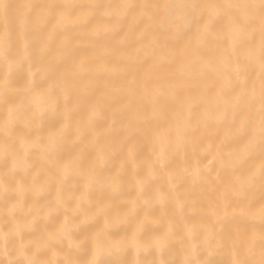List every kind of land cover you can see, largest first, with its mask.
<instances>
[{
	"label": "snow or ice",
	"instance_id": "snow-or-ice-1",
	"mask_svg": "<svg viewBox=\"0 0 264 264\" xmlns=\"http://www.w3.org/2000/svg\"><path fill=\"white\" fill-rule=\"evenodd\" d=\"M177 20L180 27L174 28ZM129 36L141 47L119 57V71L93 67L116 59ZM85 38L86 44L74 43ZM102 41L114 46L95 55ZM150 61L151 68L141 75ZM165 66L175 72L160 76L153 71ZM17 71L23 73L20 80L14 77ZM0 73V115L5 117L0 164L7 168L13 161L0 174V264H101L104 249H89L87 235L77 239L81 224L75 221L84 215L86 224L111 212L127 187V166L135 163L145 138L155 160L135 168L136 175L145 168L147 173L134 181L137 199L126 221L135 232L125 243L162 255L179 239L185 253L180 264H211L195 257L198 248L213 245L230 250L228 264H264V0H42L15 5L0 0ZM114 77L127 81L111 91L128 103L112 115L127 121L122 143L133 144L135 151L130 148L120 171L110 176L104 173L111 170L114 153L100 142L111 132L97 129L109 111L110 90L102 81ZM21 82L22 88L17 86ZM21 129L36 139H19ZM133 131L142 136L134 140ZM18 144L21 150H39L50 174L41 171L31 185H19ZM92 152L95 159L89 158ZM165 176L166 184L154 189ZM187 179L193 186L211 185L207 209L197 208L190 193L179 192ZM97 188L103 195L94 203ZM53 189L57 195L48 203L47 217L37 218L45 220V227L19 223L24 209L9 201L29 193L39 200ZM169 205L172 215L157 213ZM61 215L64 220L57 224ZM34 232L38 237L26 241ZM150 232L159 234L143 239ZM56 248L65 251L63 258L40 259ZM158 264L177 261L161 259Z\"/></svg>",
	"mask_w": 264,
	"mask_h": 264
},
{
	"label": "bare ground",
	"instance_id": "bare-ground-1",
	"mask_svg": "<svg viewBox=\"0 0 264 264\" xmlns=\"http://www.w3.org/2000/svg\"><path fill=\"white\" fill-rule=\"evenodd\" d=\"M11 4H23V3H34V2H42V0H8ZM77 2H88V0H77ZM104 2H111V3H120L121 0H104ZM138 2H145V0H138ZM152 3H180L182 0H149ZM210 2H223V0H210ZM179 9L175 10V13H179ZM180 27V21L177 20L174 28ZM124 34H121L119 39L123 40ZM259 37H257V40ZM74 43L81 44V43H88L87 38L83 40L74 41ZM114 45L106 42H101L96 47L95 55H102L105 51H111ZM141 45L136 43L132 36H129L127 44L125 47L121 48L120 51L117 53V58L111 60V62L101 61L99 65H94L93 67L103 71L107 69L108 72H117L121 67L122 64L118 62L119 57H128L134 54L135 50L140 48ZM89 57L93 55V53L87 54ZM81 58H84L83 56ZM151 68V61L149 64L144 65L140 71V74H144ZM156 74L160 76H168L172 75L175 72V68H169L167 66L161 67L158 69L153 70ZM23 73L21 71H17L14 73V77L17 80H20ZM3 73H0V78H2ZM132 77L129 76L128 80H131ZM102 83H107L108 89V104H109V111L105 114L106 115V123H101L98 127L97 131L100 132H111L110 135H105L101 139V146H103L106 150L111 151L114 153V158L112 160L111 170L105 172V175L116 176V174L120 171V166L124 163L127 159L128 151L132 148L135 151L134 145L123 144V140L125 138L124 129L127 126V121L121 119L119 115L113 116L112 112H119L123 109L124 105L128 103L126 98H122L121 95L117 92L111 90H117L120 88L125 87L127 81L122 80L118 77H114L112 79H108L102 81ZM18 87L22 88L23 83L17 85ZM98 95H100L98 93ZM24 97L21 96L16 100V104L19 105L23 102ZM140 107H143L140 105ZM0 112H3V109H0ZM4 116L0 115V125L3 124ZM55 119L54 117L52 118ZM58 126V125H57ZM2 131V129H0ZM17 137L19 139H25L29 141H34L36 139V134L34 133L33 136L27 137L26 133L21 129L17 131ZM199 135V134H198ZM133 139H138L142 136L141 131H133L132 132ZM2 136H0V143H2ZM189 154H191V147L187 148ZM17 152L19 153L18 157V174L16 175L15 179L19 185H31L32 184V177L37 175V173L41 171H49L48 162L43 158L42 153L39 150H33L31 147L26 146L24 150H21V145H17ZM90 159H95V152H92ZM200 157L197 156L193 159H199ZM211 156L208 157L206 160H202V166L207 165L211 160ZM155 160V156L153 154V146L152 144L145 138L141 140V146L136 158L135 163L129 164L127 166V187L123 195L117 197L114 202V207L112 208L111 212L105 216L95 219L89 223H82L85 221L86 217L84 215H80L79 218L75 221L77 224H81L79 235L77 239H82L85 235L89 236V243L88 248L91 249L96 245L101 246L104 251L100 255L99 259L101 264H153L154 261L159 262V260L163 259L165 261L174 259L177 261V264L184 258V245H182L179 239H174L172 243L168 245L166 249H164L162 255L160 252L153 250L151 248L147 250H139L135 247L128 246L125 242L131 241L133 234L135 232V228L129 225L126 221V214L131 209V202L136 201L137 199V191L134 187V181L137 179H142L143 176L147 173V169L145 168L144 173L140 175H136L135 168L140 164H147L151 163ZM254 163H259V161H255ZM13 166V161L9 159L7 162V168H5L2 164H0V174L4 171L11 169ZM169 171H172L169 169ZM215 175V173H213ZM27 177V179H25ZM211 180V178H209ZM167 177H162L160 180L157 181L156 185H154V189L159 188L161 185L166 184ZM43 183V180L41 181ZM73 181H69L68 187L72 188ZM210 188L211 185L208 183H201L196 186H193L190 179L184 180L179 188L180 193H190V199L196 202L197 208L207 209L208 201L210 199ZM256 194L259 195V184H257ZM57 195V190L53 189L51 195L46 198H40L39 200L33 198V195L29 193L27 196L21 197L19 201L11 200L9 201V206L12 204H17L19 208H23L25 215L17 216V220L21 224L26 223H33L36 222L37 228L42 230L45 227V220L43 218L37 219L39 217H47L49 213L48 203L50 200L54 199ZM79 195V192H77ZM102 191L97 188L95 192V196L93 197V202H98V198L102 196ZM104 203H113L111 201L105 200ZM35 210L34 215H26L28 210ZM43 209V212L40 211ZM3 203L0 200V212H2ZM87 211V209H86ZM157 213L161 211H166L169 215L174 213V209L171 205H169L166 209L157 208ZM187 212L188 209H185ZM231 211V210H229ZM144 213H140V218L142 219ZM198 217L194 219V222H198ZM64 216L61 215L56 223L59 224L63 222ZM115 225V226H113ZM49 230H51V226H49ZM159 233H147L143 239H147L151 235H158ZM39 235V232H34L30 236L26 235L25 240L28 239H36ZM143 240H140L142 243ZM55 253V255L53 254ZM65 255V251L56 248L53 249L52 252L47 253V255H42L40 257L41 260H58L63 258ZM196 259L200 260H208L211 261V264H228L231 259L230 250L225 249H218L215 245L208 247V248H198L196 252ZM255 259H259L258 256V249H257V256Z\"/></svg>",
	"mask_w": 264,
	"mask_h": 264
}]
</instances>
